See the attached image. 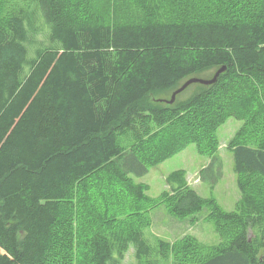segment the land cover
<instances>
[{"label": "trees", "instance_id": "16d2710c", "mask_svg": "<svg viewBox=\"0 0 264 264\" xmlns=\"http://www.w3.org/2000/svg\"><path fill=\"white\" fill-rule=\"evenodd\" d=\"M127 1L142 20L110 22L99 0H33L38 24L22 7L0 15V264H44L59 220L77 213L78 189L94 178L114 182L134 205L156 204L134 179L149 173L141 150L153 151L151 139L168 136L159 163L192 143L209 146L229 118L242 116L236 98L256 105L255 119L264 115V0H205L213 7L206 15L200 5L193 13L192 0H181L180 15L173 0ZM43 31L48 44L38 38ZM224 67L216 83L192 84L173 104L148 101ZM192 86L195 93L182 98ZM120 136L134 141L125 147ZM232 150L242 200L217 216L229 239L193 263L174 264H264V196L244 180L264 183V147L239 141ZM167 184L162 203L170 214L195 220L206 201L185 173H171ZM94 192L90 210L79 214L86 264H121L131 248L139 262L152 260L142 227L102 225L148 207L95 218ZM159 250L169 259L165 242Z\"/></svg>", "mask_w": 264, "mask_h": 264}, {"label": "rangeland", "instance_id": "374dc122", "mask_svg": "<svg viewBox=\"0 0 264 264\" xmlns=\"http://www.w3.org/2000/svg\"><path fill=\"white\" fill-rule=\"evenodd\" d=\"M173 1L174 14L180 15L181 10H183L181 0ZM204 1L192 0L194 3L193 13H199L198 8H195L199 5L206 9L202 13L204 15L210 9H213V7L209 9L207 2ZM202 2L204 3L202 4ZM169 3L165 2L163 4L167 6ZM98 6L104 11L108 20L113 23L142 20L144 15L143 11H138V8L127 0H99ZM17 7H22L28 11L38 24V14H35L33 0H0V15H2V12L4 14L6 11ZM182 13L188 15L187 17L193 16L187 10ZM38 36L45 44L49 43L45 31ZM195 91L196 87H190L182 98L189 97ZM172 94L173 92H163L158 95H152L148 98V101L153 104H163L170 100ZM234 101V109L237 108L236 113L242 116L237 115L238 117L229 118L217 130L216 138L213 137L209 146L192 143L179 153L158 163L155 158L159 156V153L164 152L169 144L167 134H160L161 140L157 144L151 139L152 147L154 148L152 152L148 151L147 146L141 150L145 160H148L149 173L143 178L134 177V179L135 182L142 183L147 188V195L150 201L157 200L156 204L154 203L153 205L154 207L146 206L142 202L139 205H134V200L130 195L127 196L128 194L122 192L118 185L105 177V183L97 182L94 178L84 184L82 188L80 186L78 194L82 197L81 206H76L78 210L73 216L68 215L66 213L68 211L64 212L56 228L52 249L44 264L87 263V252L82 253L85 248L81 246L84 242L82 237H84L85 227L81 222V217L79 218V214L81 209L86 207L90 210L92 201L90 202L88 197L90 192L92 193L93 188H95L94 196H96L93 199L97 204L95 214L98 216L95 218L106 219V214L109 212L114 214L118 211H125L128 216L134 208L148 207L143 214H141L142 212L134 211L130 219L125 216H116L117 221L102 223L105 226V230H110L109 227L114 228L118 226V223L122 222L142 227L145 239L155 251L152 260L145 259L139 262L136 259L135 250L131 248L121 264H145L148 261H153L155 264L193 263L202 255H205L207 251H212L224 245L226 240L229 239L230 233L226 232L227 228L224 230L220 225L217 221V216L221 215V213H234L242 200V194L238 187L239 177L234 172L235 163L232 149L239 141L255 147H264V115L255 119L256 105H253L248 98H246V102L245 99L240 100V97ZM149 130L150 132L155 131V128L150 127ZM159 133L156 132V134ZM131 141L133 142L134 139L120 136V142L125 147ZM151 161H153L152 164ZM175 171H183L189 187L206 201L203 212L195 215V220H191L193 219L192 217L186 220L173 217L166 203H162L167 191L170 190L167 184V177ZM203 173L204 175L208 173L205 179L202 177ZM244 180L252 185L255 193L258 192L261 196H264L263 182L256 177ZM101 184L102 186H99ZM90 187L93 188L89 192ZM97 189H106L102 195L108 201L107 206L104 203L103 196L98 195ZM111 194L117 196V203L113 201L112 197L110 198ZM81 215L84 219V214L81 213ZM95 218L94 222L97 220ZM145 224L147 225L145 226ZM160 241L165 242L170 248V257L167 260H164L160 254Z\"/></svg>", "mask_w": 264, "mask_h": 264}, {"label": "water", "instance_id": "95a60500", "mask_svg": "<svg viewBox=\"0 0 264 264\" xmlns=\"http://www.w3.org/2000/svg\"><path fill=\"white\" fill-rule=\"evenodd\" d=\"M225 70H226L225 67L218 70L212 79H202V78H197V77L188 79L181 87H179L177 90L173 92L171 100L166 101V102L169 104H173L176 101L177 96L181 94L182 92H184L192 84L212 85L216 83L218 80V77L223 72H225Z\"/></svg>", "mask_w": 264, "mask_h": 264}]
</instances>
